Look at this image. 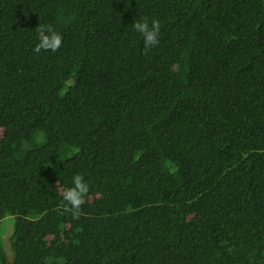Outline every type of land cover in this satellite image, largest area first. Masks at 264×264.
Returning a JSON list of instances; mask_svg holds the SVG:
<instances>
[{
	"label": "trees",
	"instance_id": "obj_1",
	"mask_svg": "<svg viewBox=\"0 0 264 264\" xmlns=\"http://www.w3.org/2000/svg\"><path fill=\"white\" fill-rule=\"evenodd\" d=\"M40 23L58 51L34 52ZM0 131V264H78L84 233L80 264H264V0H0Z\"/></svg>",
	"mask_w": 264,
	"mask_h": 264
},
{
	"label": "clouds",
	"instance_id": "obj_2",
	"mask_svg": "<svg viewBox=\"0 0 264 264\" xmlns=\"http://www.w3.org/2000/svg\"><path fill=\"white\" fill-rule=\"evenodd\" d=\"M36 16L37 13L35 14ZM132 29L139 33L143 39V51L144 54H147L151 49L158 46L160 43V22L156 19L149 21L148 17H142L136 19L131 25ZM91 31V30H90ZM37 44L34 48V52L39 54L41 51H50L56 52L60 49L63 42V36L59 33L52 25L50 24H39L35 29ZM104 34L103 37L100 35ZM87 42L90 43L92 51L96 53L97 50H108V48L122 47L128 42V37L121 32L115 30L113 32H94L91 31V35L87 37ZM89 192V184L85 181V178L82 174H75L72 177V186L66 188L62 192V204L61 208L63 209L62 213H71L73 219H78L81 215V207L85 203V197ZM11 217V216H7ZM5 217V218H7ZM3 218L1 222L5 219ZM15 222V218H14ZM10 225V232L12 231ZM84 234L78 236H72L68 239V247L70 252H75L74 250L78 248L80 243L84 242ZM0 235L2 237L1 229ZM56 238H59L57 236ZM7 239V236L6 238ZM55 240V239H54ZM3 243V238H2ZM7 247V246H6ZM8 253L10 255V260L13 259L12 251L7 247ZM6 251V250H5ZM77 251V250H76ZM64 257H61V261ZM2 260L0 259V262ZM87 261V260H83ZM81 263V261H80ZM78 263V264H80Z\"/></svg>",
	"mask_w": 264,
	"mask_h": 264
},
{
	"label": "rangeland",
	"instance_id": "obj_3",
	"mask_svg": "<svg viewBox=\"0 0 264 264\" xmlns=\"http://www.w3.org/2000/svg\"><path fill=\"white\" fill-rule=\"evenodd\" d=\"M0 133H1V131H0ZM11 224H12L11 228L14 231V217H7L1 222L0 229H1L4 244H5L6 236L10 233V225ZM5 250H6L7 257L10 260V255L8 253L6 244H5ZM94 250H95V243L93 241L89 246H84V247L78 249L77 251H75L74 253L76 254L77 258L81 262H83V260L92 259L91 256L94 254ZM12 254H13V252H12ZM62 263L68 264L65 261H62Z\"/></svg>",
	"mask_w": 264,
	"mask_h": 264
}]
</instances>
